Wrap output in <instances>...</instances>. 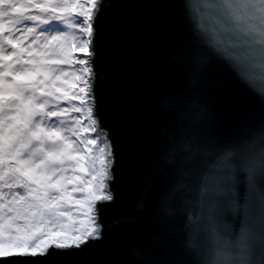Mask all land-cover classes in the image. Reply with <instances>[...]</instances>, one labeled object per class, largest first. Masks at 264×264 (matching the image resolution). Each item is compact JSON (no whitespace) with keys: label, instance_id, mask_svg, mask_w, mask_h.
I'll use <instances>...</instances> for the list:
<instances>
[{"label":"snow or ice","instance_id":"snow-or-ice-1","mask_svg":"<svg viewBox=\"0 0 264 264\" xmlns=\"http://www.w3.org/2000/svg\"><path fill=\"white\" fill-rule=\"evenodd\" d=\"M214 65L258 112L215 126ZM141 217L136 264H264V0H0V264H94Z\"/></svg>","mask_w":264,"mask_h":264},{"label":"water","instance_id":"water-1","mask_svg":"<svg viewBox=\"0 0 264 264\" xmlns=\"http://www.w3.org/2000/svg\"><path fill=\"white\" fill-rule=\"evenodd\" d=\"M126 2L139 3L140 0H126ZM123 23V31L125 33L133 31L135 28L143 27L144 22L138 17L122 22L120 17L111 16L108 20L98 21V27L102 28L106 34L112 32L118 24ZM206 95L207 103L210 111L216 113L215 126L220 128L223 126L224 117L221 112L218 100L221 96H226L231 102L234 116L240 117L244 114H251L259 111L260 105L257 97L248 87L240 82L229 68L220 65H214L206 75ZM109 126L110 125H107ZM118 152H122L127 156V147L121 145ZM120 192L123 202L116 205L104 206L106 212L103 213L108 220L117 216L127 215L132 200V193L125 185L120 186ZM179 223L169 224L167 228L170 232H178ZM164 225H152L146 217H141L139 221L131 225H120L106 232V238L102 248L105 252L119 250L118 256L92 257L94 264H136V258L132 255V250L140 248L144 249H160L162 244L158 240ZM40 259V258H37ZM48 264H53L49 261Z\"/></svg>","mask_w":264,"mask_h":264}]
</instances>
